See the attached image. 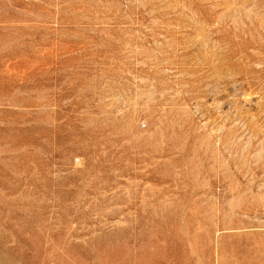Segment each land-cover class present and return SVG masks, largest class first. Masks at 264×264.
<instances>
[{
  "label": "rangeland",
  "instance_id": "1",
  "mask_svg": "<svg viewBox=\"0 0 264 264\" xmlns=\"http://www.w3.org/2000/svg\"><path fill=\"white\" fill-rule=\"evenodd\" d=\"M0 264H264V0H0Z\"/></svg>",
  "mask_w": 264,
  "mask_h": 264
}]
</instances>
